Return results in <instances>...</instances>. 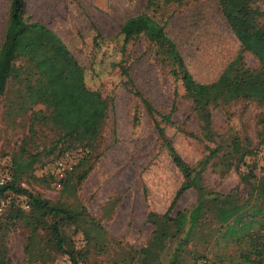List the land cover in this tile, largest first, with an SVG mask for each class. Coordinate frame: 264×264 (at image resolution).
Returning <instances> with one entry per match:
<instances>
[{"label":"rangeland","instance_id":"obj_1","mask_svg":"<svg viewBox=\"0 0 264 264\" xmlns=\"http://www.w3.org/2000/svg\"><path fill=\"white\" fill-rule=\"evenodd\" d=\"M7 5L8 0H0V39ZM258 5L264 12V0H258ZM143 6L144 0H24L25 13L29 18L54 32L87 69V86L112 99L99 158L81 182L70 181L64 185L41 177H44L45 170L50 169L49 161L57 156L59 150L79 154L80 149H68L70 141L51 135L46 129H40L34 142L25 139L28 112L12 120L11 111L3 108L4 99L0 100V165H9L20 145L25 148L26 155L40 152L39 161L32 169L33 177L26 171L18 179L20 186L51 204L74 210L83 207L87 216L93 217L106 233L109 247L99 253L92 247V242L88 241L84 246L80 232L73 225L63 227L66 239L86 251L85 259L79 260L78 264H128L130 248L144 245L150 236L152 225L146 214H162L182 181L181 173L161 144L153 122L139 103L137 120H133L135 98L124 84L125 78L119 76L117 61L121 59L127 66L134 85L156 111L164 114L174 105L171 120L182 124L181 127L188 131H198L180 81L159 65L145 39L130 41L121 48L117 34L120 24L128 16L140 12ZM162 11V19L167 18L165 32L174 41L191 76L203 83L216 78L238 49L236 38L220 15L217 0H182L178 4L165 5ZM95 33L101 39L96 43L93 41ZM244 60L248 66L256 65L248 53L244 54ZM96 62L100 65L95 70ZM220 109L212 111V128L219 134L218 140L224 146L230 137L236 136L241 149L252 151L256 148L254 155L246 157V162L254 158L261 165L257 154L264 152V128L256 123L258 108L250 103L235 102ZM175 124L160 122L175 151L187 164L194 165L206 155L205 145L212 144L186 136L176 129ZM257 131H261L259 139L255 137ZM259 165L255 163L253 167L256 178L262 173ZM235 167L226 168L221 158L211 159L202 172L205 186L221 194H227L238 186L244 196L250 190V184H243L238 172L246 168L243 165ZM253 181L254 178H249V183ZM195 196L192 188L183 192L170 215L176 210L189 208ZM222 196L217 198L218 202L226 201L221 199ZM7 209L4 208L0 215L2 223ZM206 215L203 225L196 227L189 243L182 246L177 264H192V256L187 251H200L203 246L220 256L233 250L231 243L225 241L224 245V239H219L218 244L213 243V229L218 221L213 212ZM0 242L4 243L10 264H69L65 256L57 253L48 230L26 229L21 219L8 222L0 231ZM172 247L171 241L167 245L159 243L156 246L160 264H165ZM226 262L224 259L223 264Z\"/></svg>","mask_w":264,"mask_h":264},{"label":"trees","instance_id":"obj_2","mask_svg":"<svg viewBox=\"0 0 264 264\" xmlns=\"http://www.w3.org/2000/svg\"><path fill=\"white\" fill-rule=\"evenodd\" d=\"M181 1L144 0L143 9L125 18L117 32L122 49L130 41L141 37L145 39L159 65L167 69L168 75L180 81L198 129L194 133L181 127L182 124H175L171 120L174 105L167 113L156 111L134 85L127 66L121 59L117 61L119 76L125 78L124 84L135 98L133 120H137L139 103L153 122L161 144L182 176L165 211L160 215L153 212L146 214L152 225L150 236L144 245L130 248L128 264H160L155 248L159 243L167 245L170 241L173 247L165 264L179 263L182 246L189 243L194 229L203 225L209 211L218 221L213 229V243L218 244L219 239H224V245L225 241L231 243L233 250L221 256L205 246L200 251L188 250L192 264H223L224 259L227 260L226 264H264V166L254 158L246 162V157L254 155L256 148L253 152L248 148L241 149L236 136L230 137L223 146L218 140L219 134L212 128V111L235 102L250 103L258 108L256 123L261 129L264 128V12L259 8L258 0H217L220 15L236 38L238 49L216 78L203 83L191 76L174 41L164 29L167 18L162 19V8ZM98 39L100 37L95 33L93 41L96 43ZM245 53L255 60V66L245 63ZM99 65L95 63V70ZM86 70L54 32L29 18L25 13L24 0H8L0 39V100L5 101L3 108L11 111L12 120L28 112L25 139L34 142L40 129H46L57 138L70 141L68 149H80L79 154L59 150L57 156L49 161L50 169L45 170L41 178L47 177L55 184L81 182L101 154L112 99L87 86ZM160 122L175 124L176 129L186 136L212 145L206 144V155L194 165H189L175 151ZM260 136L261 131H257L256 139ZM39 158L40 152L26 155L25 148L20 145L10 164L0 165V170L7 169L10 174V180L0 185V200L4 203L0 215L4 208H8L4 222L0 221V231L8 222L17 219L23 221L26 229H46L54 240L57 253L65 256L69 264H78L79 260L85 259L86 251L75 247L63 232V227L73 225L80 232L84 246L88 241L92 242L94 250L103 253L109 247L106 233L93 217L87 216L83 207L74 210L54 205L20 186L18 179L26 171L33 177L32 169ZM213 158H221L226 168L245 166V171L238 172L240 181L250 184V190L244 196L240 194L238 186L227 194L205 186L202 172ZM60 160L66 163L69 160L70 166L62 177L53 171L55 163ZM255 163L262 171L259 178L253 174ZM249 178H254V181L249 183ZM189 188L196 193L193 204L170 215L178 197ZM221 196L225 202H218L217 198ZM217 202L215 209L211 210ZM29 240L30 236L27 237ZM6 252L4 243L0 242V264H10Z\"/></svg>","mask_w":264,"mask_h":264},{"label":"built area","instance_id":"obj_3","mask_svg":"<svg viewBox=\"0 0 264 264\" xmlns=\"http://www.w3.org/2000/svg\"><path fill=\"white\" fill-rule=\"evenodd\" d=\"M257 155L259 157L260 164L262 166H264V152L263 153L258 152ZM68 162H69V160L67 161V163L64 162L63 160L57 161L55 163V167L53 168V171L59 177H62L64 175L65 169H69L70 168ZM9 180H10V174L8 173L7 169L0 170V185H4ZM3 204H4L3 200H0V211H1V208H2Z\"/></svg>","mask_w":264,"mask_h":264}]
</instances>
